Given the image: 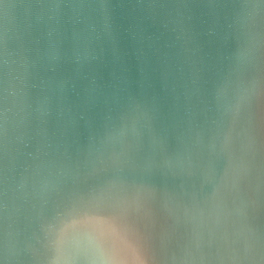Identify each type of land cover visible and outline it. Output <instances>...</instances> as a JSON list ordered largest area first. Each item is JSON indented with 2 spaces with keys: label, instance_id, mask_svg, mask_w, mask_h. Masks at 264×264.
<instances>
[{
  "label": "water",
  "instance_id": "1",
  "mask_svg": "<svg viewBox=\"0 0 264 264\" xmlns=\"http://www.w3.org/2000/svg\"><path fill=\"white\" fill-rule=\"evenodd\" d=\"M0 264H264V0H0Z\"/></svg>",
  "mask_w": 264,
  "mask_h": 264
},
{
  "label": "rangeland",
  "instance_id": "2",
  "mask_svg": "<svg viewBox=\"0 0 264 264\" xmlns=\"http://www.w3.org/2000/svg\"><path fill=\"white\" fill-rule=\"evenodd\" d=\"M157 241H156V239L155 238H152L151 239V241H150V247H151V250L152 251H155L156 250V248H157Z\"/></svg>",
  "mask_w": 264,
  "mask_h": 264
}]
</instances>
